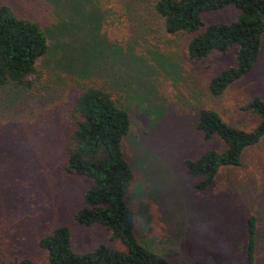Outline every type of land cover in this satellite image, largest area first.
I'll list each match as a JSON object with an SVG mask.
<instances>
[{"label":"rangeland","instance_id":"rangeland-1","mask_svg":"<svg viewBox=\"0 0 264 264\" xmlns=\"http://www.w3.org/2000/svg\"><path fill=\"white\" fill-rule=\"evenodd\" d=\"M155 1L89 0L72 12L80 0H0L37 23L48 46L27 88L0 87V264H44L37 242L57 227L69 230L77 252L106 240L100 227L73 221L89 182L64 170L73 99L87 86L109 93L129 119L120 142L132 172L125 200L133 213L144 204L149 214L145 228L134 217L136 239L171 264H246L247 221L253 218L254 263L264 264V137L203 190L195 188L203 178L184 167L185 160L223 150L218 138L203 141L195 129L200 109L245 131L258 123L241 107L255 96L264 102V32L252 69L213 98L207 84L235 65L234 49L189 59L192 34L166 33ZM236 15L229 6L201 20L229 23Z\"/></svg>","mask_w":264,"mask_h":264},{"label":"trees","instance_id":"trees-1","mask_svg":"<svg viewBox=\"0 0 264 264\" xmlns=\"http://www.w3.org/2000/svg\"><path fill=\"white\" fill-rule=\"evenodd\" d=\"M80 1L72 12H79L83 3H89V0ZM229 6L237 10L233 21L202 22V14ZM152 9L162 20L166 33L192 34L185 48L191 60L203 59L213 52L224 55L234 49L235 65L221 70L207 84L211 97H219L256 62L264 32V0H156ZM94 12L101 18L97 10ZM95 15L88 17L95 21ZM47 49L45 33L37 23L17 17L8 6L0 4V87L27 88L30 83L26 78H37L40 74L35 63ZM241 109L258 117V123L248 131L227 124L214 110L197 112L195 129L201 133L202 140L216 137L223 147L222 151L209 150L194 160L184 161L188 175L203 178L195 184L197 190L205 189L220 168L238 166L243 150L264 137L263 100L255 96ZM70 121L73 129L66 143L64 170L89 182L73 221L80 227H100L106 240L90 251L77 252L71 246L69 230L57 227L37 242L45 253L44 264H171L134 235V217L145 228L149 214L144 204L133 213L125 200L132 181L131 168L120 147L129 130L126 111L109 93L87 86L73 99ZM253 236L254 220L249 218L244 250L246 264H255ZM114 242L123 249L113 248ZM16 264L34 263L22 259Z\"/></svg>","mask_w":264,"mask_h":264}]
</instances>
